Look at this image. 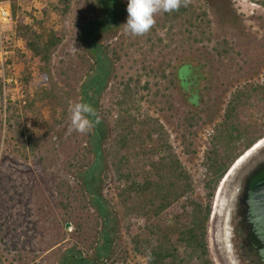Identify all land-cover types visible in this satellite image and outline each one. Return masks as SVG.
<instances>
[{"label": "rangeland", "instance_id": "374dc122", "mask_svg": "<svg viewBox=\"0 0 264 264\" xmlns=\"http://www.w3.org/2000/svg\"><path fill=\"white\" fill-rule=\"evenodd\" d=\"M16 7L22 29L17 32L13 17L0 23V264H59L68 252L95 261L104 221L111 241L109 258L102 264H148L130 243L143 220L126 214L112 166L117 121L125 114L133 116L138 126L143 121L159 126L154 144H168L191 176L193 198L210 209L207 259L216 264L211 218L221 210L223 199L214 206L216 194L209 197L205 189L211 178L208 163L215 154L223 156L226 145L235 146L231 156L237 158L252 139L243 134V125L231 134L223 117L238 92L264 84V0H186L183 10L156 14L155 24L142 36L124 30L127 0H71L65 15L56 10L58 0H16ZM101 21L104 30L98 29ZM38 23L63 37L50 66L57 101L42 110L50 130H34L30 114L9 129L7 99L22 107L29 97L26 93L34 94L41 81L36 79L26 92L22 88L23 76L36 69L23 65L28 60L23 45L33 38L32 30L41 28ZM200 63L206 77L192 88L196 80L186 70L183 90L174 75L176 67ZM98 67L106 75L96 109L105 137L101 167L94 175L99 171L107 218L101 217L88 195L86 200H69L83 188L82 178L86 181L95 161L90 134L69 131V105L82 102L83 86ZM185 88L192 92L186 95ZM194 91L202 99L199 107L210 113H199L187 102L186 98L195 103ZM256 99L253 96L245 108L237 109L244 115L236 119L252 125L251 135H264V101ZM218 130L230 137L215 143L212 138ZM263 147L264 142L257 151ZM75 157L80 158L76 164ZM232 162L227 163L228 171Z\"/></svg>", "mask_w": 264, "mask_h": 264}, {"label": "trees", "instance_id": "16d2710c", "mask_svg": "<svg viewBox=\"0 0 264 264\" xmlns=\"http://www.w3.org/2000/svg\"><path fill=\"white\" fill-rule=\"evenodd\" d=\"M0 1L10 2L12 17L16 23L18 22L16 30L19 32L22 29V21L17 17L16 0ZM250 1L254 2V0ZM70 4L71 0H58L56 10L65 15L69 11ZM178 10L183 9L180 7ZM109 19L112 21L113 17L111 16ZM104 26L101 21L98 29L104 30ZM44 27L41 25L38 31L32 30L33 38L25 40L23 45L28 58L23 65L35 66L36 69L28 71L23 76L22 88L25 92L28 91L35 86V81L39 78H41L40 84L37 85L34 94L26 93L29 97L23 101L22 107L16 100L7 99L4 112L5 122L9 129H13L18 120L24 119L27 114H30L31 126L34 130H50L49 122L43 118L42 110L48 105H55L57 101V96L50 83V66L53 53L62 42L63 37L53 30L46 31ZM98 29H95L94 34L98 32ZM97 58H101L100 54ZM204 69L205 66L202 63L182 64L176 67L174 75L184 90L182 81L187 79L186 70H188V75L190 74L189 78L196 80L192 86L194 88L198 86L199 80L202 81L206 77ZM23 70L26 72L25 66ZM101 70V67H98L82 89V102L90 104L95 111L106 76L102 74ZM181 78L183 79L181 80ZM185 90L186 95L192 92L189 88H185ZM194 93L199 94L198 91H194ZM253 96L258 97L256 100L264 101V84L238 92L226 112L228 120H225V123L231 134L240 132L238 128L243 125V134L252 137L245 146L246 150L264 137L262 134L251 135L248 128H253L252 125H245L244 121L236 119L240 115H244V113L239 114L237 109L245 108ZM97 118V114L96 117H92L93 121ZM117 122L119 131L112 145L111 159L117 177L118 198L124 206L126 214L132 218L143 220V226L139 232H135L130 237L134 252L145 258L148 264H210L207 259L206 240L207 222L210 215L209 206L193 198L191 176L174 155L172 148L166 143L157 142L154 144V136L160 132L159 126L146 121L138 122V126L130 114L120 115ZM89 134L88 138L93 147L95 161L91 164L88 174H85L86 181H84V177L82 178L83 188L72 193L69 200L74 201L77 198L86 200L88 195L91 204L97 208L101 217L107 218L108 209L99 192L101 182L99 171L94 175L95 170L101 167L99 162L101 141L105 137L100 119L99 123H94L92 133L89 132ZM239 138L240 136L236 140ZM233 149L235 146L233 148L226 145L223 156L215 154L208 163L211 178L205 183V189L209 197L213 194L214 188L226 171L229 162L236 159V156H231ZM157 155L161 156L157 158ZM78 160L80 158L75 157L73 162L76 164ZM72 164L69 163L73 166ZM185 197L186 199H184ZM180 202L179 207H174L176 203ZM105 226L106 221H104V228L101 231L102 242L98 247L95 261L84 259L79 253L76 255L68 252L63 255L59 264L104 263L105 259L109 258L111 241V232L107 231ZM77 232L79 231L77 230ZM181 249L183 250L182 255L180 254Z\"/></svg>", "mask_w": 264, "mask_h": 264}, {"label": "flooded vegetation", "instance_id": "af4514ba", "mask_svg": "<svg viewBox=\"0 0 264 264\" xmlns=\"http://www.w3.org/2000/svg\"><path fill=\"white\" fill-rule=\"evenodd\" d=\"M186 100L194 109L197 108L199 113H210L211 111L209 108L199 107L202 101L199 94L196 96L195 103L190 102L187 98ZM223 120H228L226 115L223 117ZM227 136L230 137L228 133ZM227 136L221 130H218L214 133L212 139L217 143L218 140H221V137ZM245 151L246 148L243 153ZM262 162H264V147L256 151L236 172H233L232 179L228 184H225V187H223V183L226 178L222 180L221 184L218 181L214 188L213 195L215 196L216 194V198L212 201L214 206L217 205L218 200L223 199L221 210H217L216 213L213 212L211 218L214 228L213 251L217 257L214 259L217 260L216 264H264V244L254 239L251 231L252 225L247 220V206L244 203L247 179L255 167ZM228 169L221 179L227 175Z\"/></svg>", "mask_w": 264, "mask_h": 264}, {"label": "clouds", "instance_id": "9594fccd", "mask_svg": "<svg viewBox=\"0 0 264 264\" xmlns=\"http://www.w3.org/2000/svg\"><path fill=\"white\" fill-rule=\"evenodd\" d=\"M182 5L186 6V0H127L128 17L123 25L124 30L132 36H142L155 24L156 14L171 13ZM69 111V131L87 134L94 127V123H99L98 118L93 121L92 117H96V111L86 102L70 103Z\"/></svg>", "mask_w": 264, "mask_h": 264}, {"label": "water", "instance_id": "95a60500", "mask_svg": "<svg viewBox=\"0 0 264 264\" xmlns=\"http://www.w3.org/2000/svg\"><path fill=\"white\" fill-rule=\"evenodd\" d=\"M263 139L264 137L257 140L242 156L246 155ZM244 203L247 206V220L252 225L251 231L254 239L264 244V162L258 164L247 179Z\"/></svg>", "mask_w": 264, "mask_h": 264}, {"label": "bare ground", "instance_id": "6f19581e", "mask_svg": "<svg viewBox=\"0 0 264 264\" xmlns=\"http://www.w3.org/2000/svg\"><path fill=\"white\" fill-rule=\"evenodd\" d=\"M263 142H264V139L263 141H261L258 145H256L253 149H251L246 155L242 156L239 160H237L233 167H231V169L228 171L227 175H226V180H224V183L229 179V177L233 174V172L238 168L240 167V165L246 161L254 152L257 151V149L261 148L262 145H263ZM219 193V191H218ZM217 193V194H218Z\"/></svg>", "mask_w": 264, "mask_h": 264}, {"label": "built area", "instance_id": "2783aa9c", "mask_svg": "<svg viewBox=\"0 0 264 264\" xmlns=\"http://www.w3.org/2000/svg\"><path fill=\"white\" fill-rule=\"evenodd\" d=\"M12 21L11 6L9 1H0V23Z\"/></svg>", "mask_w": 264, "mask_h": 264}]
</instances>
